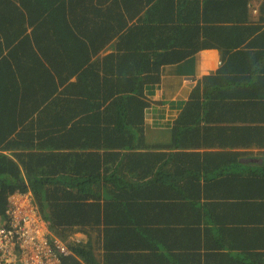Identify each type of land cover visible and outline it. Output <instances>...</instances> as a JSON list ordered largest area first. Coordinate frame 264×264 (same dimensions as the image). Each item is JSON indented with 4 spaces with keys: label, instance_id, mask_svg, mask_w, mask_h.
<instances>
[{
    "label": "trees",
    "instance_id": "obj_1",
    "mask_svg": "<svg viewBox=\"0 0 264 264\" xmlns=\"http://www.w3.org/2000/svg\"><path fill=\"white\" fill-rule=\"evenodd\" d=\"M6 2L0 0V222L9 195L31 191L52 233L72 250L62 264H139L146 246L161 242L147 237L130 189L126 196L100 190L94 148L135 146L130 134L144 128L165 65L211 47L243 55L246 0H62L51 10L47 4L48 15L62 18L57 10L69 5L65 26L45 19L33 41L23 26H9L13 18L4 21ZM118 156L125 161L129 153ZM150 163L131 166L138 182H147ZM115 180L132 182L125 174ZM77 232L86 240L71 239Z\"/></svg>",
    "mask_w": 264,
    "mask_h": 264
},
{
    "label": "crops",
    "instance_id": "obj_2",
    "mask_svg": "<svg viewBox=\"0 0 264 264\" xmlns=\"http://www.w3.org/2000/svg\"><path fill=\"white\" fill-rule=\"evenodd\" d=\"M59 1L7 0L4 21L13 18L9 26H23L33 41L45 19L50 27L65 26L69 5L57 10L65 11L63 19L48 15L47 4L51 10ZM243 7V55L222 56L211 47L165 65L149 95L144 128L130 134L135 146L94 148L100 190L126 196L130 189L147 237L161 242L149 243L139 264H264V0H246ZM84 26L89 30L90 21ZM126 151L124 161L118 154ZM140 161L151 162L146 183L130 173ZM124 174L130 184L115 180ZM81 238V232L71 237Z\"/></svg>",
    "mask_w": 264,
    "mask_h": 264
},
{
    "label": "built area",
    "instance_id": "obj_3",
    "mask_svg": "<svg viewBox=\"0 0 264 264\" xmlns=\"http://www.w3.org/2000/svg\"><path fill=\"white\" fill-rule=\"evenodd\" d=\"M6 220L0 222V264H62L72 250L52 233L31 191L8 197Z\"/></svg>",
    "mask_w": 264,
    "mask_h": 264
}]
</instances>
